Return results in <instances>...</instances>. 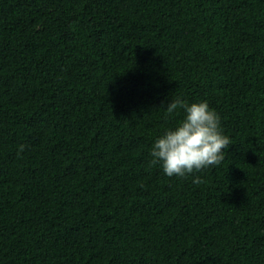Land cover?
Returning a JSON list of instances; mask_svg holds the SVG:
<instances>
[{
    "label": "trees",
    "instance_id": "1",
    "mask_svg": "<svg viewBox=\"0 0 264 264\" xmlns=\"http://www.w3.org/2000/svg\"><path fill=\"white\" fill-rule=\"evenodd\" d=\"M176 98L230 139L183 178ZM0 264H264V0H0Z\"/></svg>",
    "mask_w": 264,
    "mask_h": 264
},
{
    "label": "clouds",
    "instance_id": "2",
    "mask_svg": "<svg viewBox=\"0 0 264 264\" xmlns=\"http://www.w3.org/2000/svg\"><path fill=\"white\" fill-rule=\"evenodd\" d=\"M178 110H183L184 118L175 129H169L154 142L151 164H159L170 178H183L221 164L225 159L224 151L230 147V139L221 132L218 114L207 102L189 105L176 98L167 104L165 115L178 114ZM23 151L24 146H19L18 155ZM193 183H201L200 178L197 176Z\"/></svg>",
    "mask_w": 264,
    "mask_h": 264
}]
</instances>
